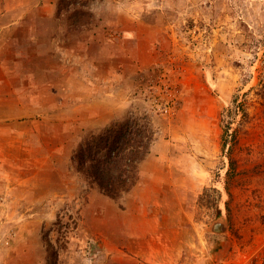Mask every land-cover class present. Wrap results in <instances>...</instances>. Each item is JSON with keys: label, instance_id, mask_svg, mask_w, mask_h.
<instances>
[{"label": "rangeland", "instance_id": "rangeland-1", "mask_svg": "<svg viewBox=\"0 0 264 264\" xmlns=\"http://www.w3.org/2000/svg\"><path fill=\"white\" fill-rule=\"evenodd\" d=\"M21 2L30 27L16 44L26 57L16 63L4 43L0 62L40 117L0 122V264L262 255L264 0ZM129 113L146 115L157 140L137 185L114 201L71 157L87 134ZM220 216L226 231H210Z\"/></svg>", "mask_w": 264, "mask_h": 264}, {"label": "trees", "instance_id": "trees-1", "mask_svg": "<svg viewBox=\"0 0 264 264\" xmlns=\"http://www.w3.org/2000/svg\"><path fill=\"white\" fill-rule=\"evenodd\" d=\"M156 140L153 122L146 115L129 113L87 134L74 150L71 166L89 187H97L105 196L119 201L137 185L141 166ZM231 163L233 166L232 159Z\"/></svg>", "mask_w": 264, "mask_h": 264}, {"label": "crops", "instance_id": "crops-1", "mask_svg": "<svg viewBox=\"0 0 264 264\" xmlns=\"http://www.w3.org/2000/svg\"><path fill=\"white\" fill-rule=\"evenodd\" d=\"M21 1L23 0H10L9 2L7 0H0V55L4 53V43H13L15 54H18V61L16 63H21L26 57L22 51L23 48H21L20 45L17 47L16 42L19 41L18 33L21 31L22 27H30L28 20L24 19L27 12L23 11L24 7H20V5L23 4ZM53 1L54 0H33L32 6L44 8L49 5L48 9H50L52 6H56V0L54 1L55 3ZM10 2L18 3L13 6L14 9H11ZM36 2H38V4ZM51 12L53 13L55 11L52 9ZM29 49L24 52H28L27 54L31 55L33 49L31 51ZM30 70H33V67H30L29 71H27V75H29L28 78L34 73H31ZM37 70L36 68V71ZM13 73L15 72L6 66L5 61L0 62V122L7 123L8 121L15 120L17 122L19 121L18 124L22 125L27 121L34 122L33 119L37 121L40 117L39 103L38 101L36 103L33 102V97L30 95L29 97L31 98L27 99V95L23 94L24 91L19 87L21 85L14 82ZM28 86H30V90L35 89L32 83H29L25 87L27 88ZM35 93L38 94L37 88ZM30 122H28L29 126ZM164 171H166L167 174L168 167L165 168ZM164 181H168V177L164 179ZM163 199L166 201V199H168V194H165Z\"/></svg>", "mask_w": 264, "mask_h": 264}, {"label": "built area", "instance_id": "built-area-1", "mask_svg": "<svg viewBox=\"0 0 264 264\" xmlns=\"http://www.w3.org/2000/svg\"><path fill=\"white\" fill-rule=\"evenodd\" d=\"M222 264H264V253L256 257L249 258L243 262L227 261Z\"/></svg>", "mask_w": 264, "mask_h": 264}, {"label": "bare ground", "instance_id": "bare-ground-1", "mask_svg": "<svg viewBox=\"0 0 264 264\" xmlns=\"http://www.w3.org/2000/svg\"><path fill=\"white\" fill-rule=\"evenodd\" d=\"M215 225H216L217 229H221L224 226V231H222V232H225L227 229V221L224 219L223 216L219 217V219L216 221Z\"/></svg>", "mask_w": 264, "mask_h": 264}, {"label": "water", "instance_id": "water-1", "mask_svg": "<svg viewBox=\"0 0 264 264\" xmlns=\"http://www.w3.org/2000/svg\"><path fill=\"white\" fill-rule=\"evenodd\" d=\"M219 218H217V220H218ZM217 220H215L213 223H212V225H211V227H210V231H212V232H215V233H220V231H224V226H223V228H221V229H217V227H216V221Z\"/></svg>", "mask_w": 264, "mask_h": 264}]
</instances>
